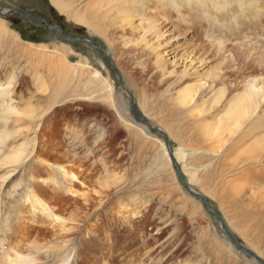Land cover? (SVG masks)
I'll use <instances>...</instances> for the list:
<instances>
[{
    "label": "rangeland",
    "instance_id": "rangeland-1",
    "mask_svg": "<svg viewBox=\"0 0 264 264\" xmlns=\"http://www.w3.org/2000/svg\"><path fill=\"white\" fill-rule=\"evenodd\" d=\"M19 8L118 74L0 15V264H260L197 194L264 259V97L217 129L264 87V0H0Z\"/></svg>",
    "mask_w": 264,
    "mask_h": 264
},
{
    "label": "water",
    "instance_id": "water-1",
    "mask_svg": "<svg viewBox=\"0 0 264 264\" xmlns=\"http://www.w3.org/2000/svg\"><path fill=\"white\" fill-rule=\"evenodd\" d=\"M12 13H19L20 15L33 17V14L29 13L25 9H11V10L6 11V12H0V14L3 15V16H6V15H9V14H12ZM42 21H44L45 25L49 29H51L54 32V34L61 40L68 41V42H77V41L89 40L90 42H92L94 44V46L99 49L101 54L107 59V61L112 65V67H113L114 71L116 72V74H118L117 73L118 71H117V69H116L111 57L109 56V54L103 49V47L96 40L91 39V38L89 39L88 37L85 38V37H82V36L69 35L60 26L55 25V24H51L49 21H46V20H42ZM120 81H121V84H123L121 79H120ZM130 108H131L132 114L135 116V118L137 120L145 122L150 127L152 132H160V130L155 129V128L152 127L151 123L145 117V115L135 106L133 98H131ZM179 170H180L179 171L180 172V178L184 180L183 172L181 171V168H179ZM197 196H200L203 199L204 206L207 207L209 210H211V212L217 216L218 220L222 224V227L224 229L225 234L228 236L229 240L233 243V245L236 248H239V250L244 252L247 256H251V257L255 258L260 264H264V259L262 257H260L252 249H249L246 245L242 244L240 242V240L238 239V237H236L229 230V228L225 225V222H224V220L222 218V215L218 211H216L213 206H211L209 203L206 202L205 197L203 195H201V194H197Z\"/></svg>",
    "mask_w": 264,
    "mask_h": 264
},
{
    "label": "bare ground",
    "instance_id": "bare-ground-1",
    "mask_svg": "<svg viewBox=\"0 0 264 264\" xmlns=\"http://www.w3.org/2000/svg\"><path fill=\"white\" fill-rule=\"evenodd\" d=\"M19 9H22V8H19ZM99 9H100V6L97 5V10H99ZM6 11H9V10L0 11V12H6ZM126 18H127V16H126ZM43 20H45V19H43ZM42 23H44V21H42ZM152 27H154V26H152ZM49 30H51V29H49ZM2 33L3 32H0V35ZM156 33L159 34V35L162 34V29H158V32H156ZM5 36H7V34H2L0 38L3 39V37H5ZM2 42H3V44H0L1 46L3 45V46H5L4 48L8 47L9 49L12 50V46L10 44L11 42L9 40L5 39ZM3 56H4V54H2L0 57L3 58ZM0 60H2V59H0ZM10 67H13V66L10 65ZM9 69H5V72L11 73L12 71L9 70ZM7 91L8 90L2 91V92H3L4 95H8ZM189 91L190 90H186V91L184 90L185 97L183 99L186 98L187 101L188 100L190 101L192 99V96H193V95H190ZM263 92H264V87H258L257 88L255 83H251V85L248 87L247 95H246V97L244 99L243 110L240 113L234 114L233 117L230 118L225 124L218 125V126L216 125L217 129H220L221 127H226L227 129L233 131L235 128H237L241 124L242 119H244L245 117H248L250 114H252V112L257 109L258 105H260L259 97H260V95H262V97H264V93ZM0 94H2V93L0 92ZM3 101H5V100L3 99ZM6 105L11 106L10 104H6ZM244 107H245V109H244ZM248 120H249V118H248ZM257 129H259V127ZM255 131L256 130L252 131L251 133H254ZM158 133H160V132H158ZM246 152H247L246 155L252 154V158H257L259 155L263 154L264 153V137L263 138H259L258 141L252 142L248 146V150H246ZM179 174H180V172H179Z\"/></svg>",
    "mask_w": 264,
    "mask_h": 264
},
{
    "label": "flooded vegetation",
    "instance_id": "flooded-vegetation-1",
    "mask_svg": "<svg viewBox=\"0 0 264 264\" xmlns=\"http://www.w3.org/2000/svg\"><path fill=\"white\" fill-rule=\"evenodd\" d=\"M31 13V12H30ZM16 14H18L19 16H21L20 17V19H21V22L23 23V21H35V25L36 26H39V25H41L42 27H46V28H48L46 25H45V22L44 23H42V20L44 19L43 18V16H41L39 13V15L38 14H34V13H31V14H33V17H30V16H25V15H20L19 13H16Z\"/></svg>",
    "mask_w": 264,
    "mask_h": 264
},
{
    "label": "trees",
    "instance_id": "trees-1",
    "mask_svg": "<svg viewBox=\"0 0 264 264\" xmlns=\"http://www.w3.org/2000/svg\"><path fill=\"white\" fill-rule=\"evenodd\" d=\"M44 18H45V17H44ZM47 19H48V18H47ZM47 19H45V20H47ZM48 20H49V19H48ZM48 20H47V21H48ZM19 22H21V19H19ZM50 23H51V22H50ZM51 24H52V23H51ZM15 27H16V26H15ZM15 27H14V28H15ZM66 33L69 34V35H73V34H70V33H68V32H66ZM73 36H78V35H73ZM89 38H91V37H89ZM91 39H92V38H91Z\"/></svg>",
    "mask_w": 264,
    "mask_h": 264
}]
</instances>
